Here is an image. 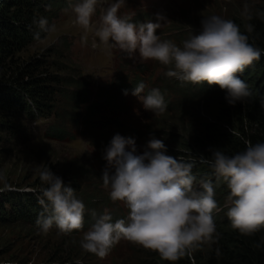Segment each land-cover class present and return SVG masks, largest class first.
Instances as JSON below:
<instances>
[{"label":"clouds","instance_id":"obj_1","mask_svg":"<svg viewBox=\"0 0 264 264\" xmlns=\"http://www.w3.org/2000/svg\"><path fill=\"white\" fill-rule=\"evenodd\" d=\"M104 2L68 0L75 23L85 32L82 43L87 41V33L93 32L107 48H118L129 59L134 60L138 52L141 61L165 66L168 77L194 85L204 82L218 85L226 91L225 99L230 105L242 103L252 95L240 74L261 58L262 50L250 43L249 36L231 19L218 15L204 18L199 34L177 45L171 40H161L157 34L162 22L167 20L165 15L158 13L157 22L139 25L119 16L118 9L125 0L109 4L98 26H94L92 18L97 6ZM241 15L252 19L248 5ZM33 23L46 34L56 30L46 18ZM245 28L248 33L253 31L251 24ZM35 37L39 39L40 33ZM144 88L141 82L132 94L140 97L146 110L162 115L168 108L164 95L153 88L141 96ZM166 152L164 141L155 136L149 139L142 154L137 152L133 139L119 134L112 138L104 156L107 165L101 179L105 187L110 186V199L122 202L129 212L126 219L113 222L107 210L100 215L93 210L91 216L95 222L80 241L84 251L103 259L116 244L126 240L175 264L218 239L213 218L218 204L212 179L198 180L192 171L194 161L179 160ZM202 162L212 168L216 182L223 181L230 190L226 215L231 227L244 236L264 230V142H249L244 151L232 156L214 148L211 159ZM39 178L47 185L38 198L43 207L37 219L40 230L47 233L53 225L64 234L81 230L86 209L75 189L50 168H43ZM4 179L0 174V181ZM261 244L264 238L256 246Z\"/></svg>","mask_w":264,"mask_h":264},{"label":"rangeland","instance_id":"obj_2","mask_svg":"<svg viewBox=\"0 0 264 264\" xmlns=\"http://www.w3.org/2000/svg\"><path fill=\"white\" fill-rule=\"evenodd\" d=\"M116 2L106 0L97 6L92 18L94 26H98L109 4ZM263 3L264 0H125L117 14L137 25L155 23L157 14H163L167 20L162 22L157 34L161 40L181 45L199 34L204 18L218 15L225 19L242 12L245 5ZM49 21L56 30L29 44L20 57L43 59L45 73L58 78V83L52 85L59 87L54 102L50 103L53 113L46 118L15 110L7 121L10 128L0 134V174L5 177L0 181V264H139L142 257L137 252L141 246L121 240L101 259L80 245L89 229L64 234L53 225L44 233L36 221L22 220L15 210L42 193L47 185L40 180L39 173L50 168L59 177L80 173L87 193H98L94 196L104 200L96 210L120 212L127 218L129 209L122 202L112 207L110 186L105 187L101 179L107 165L106 149L115 135L126 139L132 135L137 152L142 154L149 132L156 130L157 123L167 124L169 120L174 123L167 114L156 116L146 110L140 97L132 94L136 86L144 83L141 96L147 89L158 88L172 96L169 98L176 107L189 106L193 115L199 116L200 110L220 113L221 108H227L225 95L207 96L200 103L194 96L189 102L177 95V88L185 83L166 76L167 68L158 62L141 61L138 52L134 60L129 59L118 48H107L93 32H88L87 41L82 43L85 32L75 23L69 5L51 14ZM131 83L135 86L128 88ZM107 89L118 90L108 107L97 98ZM92 103L96 104L98 115L86 126L83 123L90 119L85 116V106ZM221 203L226 214L227 197Z\"/></svg>","mask_w":264,"mask_h":264},{"label":"trees","instance_id":"obj_3","mask_svg":"<svg viewBox=\"0 0 264 264\" xmlns=\"http://www.w3.org/2000/svg\"><path fill=\"white\" fill-rule=\"evenodd\" d=\"M68 5V0H0V134L10 128L7 121L15 110L34 117L47 118L52 115L54 107L50 103L54 102L57 89H59L52 85L58 83V78L45 73L43 59L23 60L20 53L29 44L43 39L46 35L33 22L46 18L51 26L49 16ZM248 7L252 15L251 20L241 15L244 10L225 19H231L238 24L241 32L249 36V42L262 50L261 58L254 61L240 74V78L245 81L252 93L249 98L235 105H230L225 100L227 108H221L220 113L200 110L199 116L193 115L189 106L176 107L169 98L172 96L165 95L160 90L168 105L164 114H167L175 124L169 122L170 120L167 124L157 123L156 130L149 132V139L153 136L162 139L167 148V155L179 160L194 161L193 174L198 180L200 178L212 179L218 204V210L213 213L219 234L218 239L204 244L203 248L191 255H186L175 264H264V244L260 247L256 246L264 238V230L253 236H244L231 227L221 203L224 197H228L230 190L223 181L217 183L212 168L202 162L204 159H211V149L214 148L232 156L244 151L249 142L252 144L264 142V3L248 5ZM246 24L253 26L251 33L247 32ZM37 32L40 33L39 39L35 37ZM134 86L135 84L131 83L128 88ZM177 90V95L185 100L187 98L189 102L194 96L197 98V103L207 96L213 97L220 93L226 97L225 90H221L218 85L210 86L207 82L198 85L181 84ZM117 91V89H107L98 94L97 98L102 99L104 106L108 107L110 103H113ZM150 91L151 89H147L144 95ZM96 115H98L96 104L86 105L85 116L90 120L83 124L89 126L93 121L91 118ZM113 116L115 117V114ZM112 124L109 122V125L112 126ZM55 133L63 135L61 131H55ZM131 137L132 135H129L128 138ZM87 172L86 170L84 174L86 175ZM80 176V173L60 176L66 185L70 184L75 189L77 198L85 204L83 228L75 231H85L91 228L95 222L91 212L95 210L97 215H100L101 209H96L104 201L94 196L98 193L94 195L87 193ZM40 196L41 194L38 197L29 198L27 203L24 202V206L18 205L15 210L17 216L24 221L37 222L40 213L43 212V207L38 202ZM118 203L114 202L112 207ZM111 211L108 210L113 222L117 219H126L120 212ZM137 255L142 257L139 264H171L161 259L157 252L143 251L141 247H138Z\"/></svg>","mask_w":264,"mask_h":264}]
</instances>
